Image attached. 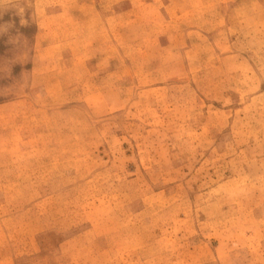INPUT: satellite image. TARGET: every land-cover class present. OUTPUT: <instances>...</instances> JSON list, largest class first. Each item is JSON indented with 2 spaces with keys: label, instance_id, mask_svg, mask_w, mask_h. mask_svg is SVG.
I'll list each match as a JSON object with an SVG mask.
<instances>
[{
  "label": "rangeland",
  "instance_id": "rangeland-1",
  "mask_svg": "<svg viewBox=\"0 0 264 264\" xmlns=\"http://www.w3.org/2000/svg\"><path fill=\"white\" fill-rule=\"evenodd\" d=\"M0 264H264V0H0Z\"/></svg>",
  "mask_w": 264,
  "mask_h": 264
}]
</instances>
